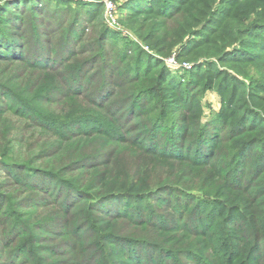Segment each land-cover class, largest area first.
<instances>
[{
  "label": "trees",
  "instance_id": "trees-1",
  "mask_svg": "<svg viewBox=\"0 0 264 264\" xmlns=\"http://www.w3.org/2000/svg\"><path fill=\"white\" fill-rule=\"evenodd\" d=\"M177 1L165 15L127 0L121 25L154 29L153 15L160 25L185 15L176 30L184 38L211 22L216 0ZM242 1L213 22L228 41L197 44L192 61L211 62L195 67L183 94L171 83L176 94L162 103L154 93L171 81L159 59L164 37L150 45L158 58L125 47L137 61L129 76L122 58L104 53L115 41L103 28L104 0L63 11H50V0H0V264H159L184 240L215 237L201 213L211 200L220 215L246 219L244 199L264 226V96L213 61L229 63L233 47L232 68L241 57L264 67V4ZM215 80L222 94L231 89V104L202 125L196 93ZM255 89L264 93V85ZM256 231L251 240L264 241Z\"/></svg>",
  "mask_w": 264,
  "mask_h": 264
},
{
  "label": "rangeland",
  "instance_id": "rangeland-1",
  "mask_svg": "<svg viewBox=\"0 0 264 264\" xmlns=\"http://www.w3.org/2000/svg\"><path fill=\"white\" fill-rule=\"evenodd\" d=\"M37 1L40 2L42 0ZM50 1V11H63L65 8L77 9L76 1L79 0H75V3L70 2L73 0ZM81 1L92 3L96 0ZM108 1H112L114 3L116 7V13L113 16V19H109L108 16H105L104 7L102 24L104 29H107L113 35H115V41L109 42V49L104 51V53L106 55H116L117 58H122V61L125 63L123 69L127 75H134L131 71L135 68V63L137 61L131 60V56L125 53V47H128L129 50L134 49V53L140 51L139 57L145 58L147 54L160 57L157 54V50L155 49L156 47H150V45L151 43L156 44L157 40L161 37L165 38L162 46L160 47H165L167 55L160 57L159 59L162 61L163 67L167 69L166 71L169 73V79L171 81L165 82L163 84V88L160 89V91H156L154 93V96L157 97L155 101L164 103L172 100V97L176 94V91L173 90L171 83L180 86L178 93L179 95L181 93L183 94V87L185 86L187 79H196V73L192 72L194 71L195 67L201 64L202 61L209 63L211 62V60L206 58H202L196 63H194L195 61H192L193 56H191L192 54H190V52L194 50V47L197 44L206 42V47L209 45V43L213 42V40L219 39L228 41V34L223 36L218 35L216 23L213 22H218L219 24L221 21H225L227 15H229L230 12L232 13L233 4L239 0H216L215 5L212 7L211 14L208 16V19L211 22L206 24L207 28L203 27L198 30V34L193 35L192 32L186 35L184 38H181L177 34L176 30L178 28V24L182 22L185 15L179 17L178 20H167L166 17H164V19H166L164 25L159 24L161 23L160 21H163L159 18V15H153L154 18H157L155 19V23L157 25L153 27L157 28L151 29L150 27L142 26L136 27L135 29H128L121 25V20H123L125 16L124 12H121V8L127 0H104V2ZM63 2L65 3L64 5H62ZM142 2L145 3L146 7L148 8L153 5V9L163 12L165 15L174 14L176 7L180 6L177 0H142ZM24 3H26V1L23 2V4ZM131 4L137 6L140 9L138 2ZM242 4H246L248 8L251 5H255L259 8L260 5L264 4V0H245V2L242 1L240 5ZM240 5L238 7L236 18L240 14ZM259 12H261V8L259 9ZM232 15H234V12ZM251 15L252 14H250V16ZM173 21H176L177 25H173ZM159 27H161V29ZM251 33L252 35H256L257 31L252 30V32H249L248 34L250 35ZM213 34L214 36L212 38ZM150 39L152 42L146 41ZM233 49L235 48H229L227 50L228 53L225 56V60H228L229 63L219 65L216 59H213V61L220 71L225 73L226 78L230 77V80L235 78L238 80V82L247 86V91L264 96L262 90L255 89L264 85V67L261 66L260 62L248 63L243 61L245 57H241L238 59V61L234 62L235 65L232 68L231 64L233 63L230 62L233 60L230 59L229 52H233ZM208 74H210V71ZM153 75L154 74L152 72L148 77L151 78ZM218 83L219 82L215 80L213 86L208 90L201 89V86L203 85H200L199 91L196 93L203 110V117L201 119L202 125L212 121H218L226 110V107L231 104V99L226 95V93L231 89L222 94V92L219 90ZM229 84L230 88L232 85H235L234 82H230ZM191 93H193V91ZM191 93L186 94V96L191 95ZM247 102L250 103L252 101L249 99ZM0 103H4L1 97ZM168 105L170 104L165 103V107L169 108L170 106ZM254 107L255 106L252 105V109H254ZM171 114H174V112H170V114L166 116V119H171L167 118L170 117ZM228 115H230V111H228ZM2 180L3 178H0V182ZM260 185L261 192H264V180L260 183ZM213 198L215 199V197ZM199 201H202L203 205H208L209 200L208 197L203 196L199 198ZM215 201L216 200H211V204L209 205L210 208L206 213L201 212L205 223L208 224V226L205 227L209 230V232L214 234L215 237L210 240L206 234L204 237L200 236L198 238L184 240V247L175 249V253L171 256L167 255L163 257L159 264H197L196 261L198 259L195 255H201L202 260L205 261L206 264H264V241H253L250 238L251 234L256 229H258V231H256L258 233H261L260 231L264 232V226L258 227L257 225L259 222L258 215L261 214V212H257L254 215L251 211L252 208L250 205H248L244 199H240V202L243 204L242 213L247 220L245 218H236L238 214L234 212H229L226 215H220L222 208H220L221 206H216L213 204ZM261 209V211H263L264 208ZM178 233L179 236H181L182 233ZM243 244L244 246L241 248ZM206 245H209L210 248H205ZM228 245H234V250L232 252H227L228 249H226V247ZM219 248H224L225 250H218ZM2 259L3 256H0V263Z\"/></svg>",
  "mask_w": 264,
  "mask_h": 264
},
{
  "label": "built area",
  "instance_id": "built-area-1",
  "mask_svg": "<svg viewBox=\"0 0 264 264\" xmlns=\"http://www.w3.org/2000/svg\"><path fill=\"white\" fill-rule=\"evenodd\" d=\"M104 7H105V16L109 19H113V16L116 13V7L112 1L104 2Z\"/></svg>",
  "mask_w": 264,
  "mask_h": 264
}]
</instances>
